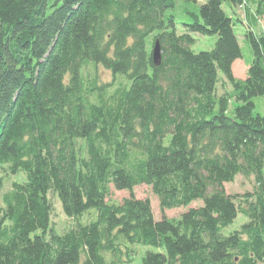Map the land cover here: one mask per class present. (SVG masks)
Wrapping results in <instances>:
<instances>
[{
  "label": "trees",
  "instance_id": "1",
  "mask_svg": "<svg viewBox=\"0 0 264 264\" xmlns=\"http://www.w3.org/2000/svg\"><path fill=\"white\" fill-rule=\"evenodd\" d=\"M0 0V264H264V0ZM251 1V0H250ZM232 13L245 10L253 59ZM255 5V11L251 8ZM192 34L216 35L194 52ZM160 45L155 65L152 49ZM112 79L104 81L98 67ZM231 89L218 94V84ZM237 175L254 189L228 194ZM147 185L148 198L109 199ZM49 192L73 227L50 225ZM238 213L239 229L224 233Z\"/></svg>",
  "mask_w": 264,
  "mask_h": 264
},
{
  "label": "rangeland",
  "instance_id": "2",
  "mask_svg": "<svg viewBox=\"0 0 264 264\" xmlns=\"http://www.w3.org/2000/svg\"><path fill=\"white\" fill-rule=\"evenodd\" d=\"M196 3H189V2H182L177 1L176 5L173 9H169L166 12V15H174L175 20V29L177 33H183L185 30V27L183 26V23L186 22V16L184 14V8L185 7H194L195 9H198L203 3H205L206 0H196ZM249 5H252V0H248ZM251 11H255V5L252 6ZM225 13L228 16H231L234 20V33L238 39V43L241 48L242 58L236 60L233 63L232 70L233 74L236 78L244 79L246 77V71H247V64L251 62L253 59V54L251 47L248 43V41L245 38L246 31L248 29L247 21L245 19V10L243 8L237 9L236 13H232L230 8L227 7V5L223 6ZM258 25L253 28L255 32L263 33L264 31V17H259L258 19ZM194 38V43L192 45V50L194 52L199 51H209L213 49L215 46V42L217 39L216 35H201V34H192ZM98 72L100 73L101 78L104 81H110L112 79L111 73L103 68L102 66L98 67ZM231 86L228 84L224 85L223 81L218 84L217 92L218 94L224 93L226 90H230ZM255 107L254 112L255 113H264V96H258L253 99ZM3 172L0 171V177H2ZM13 176L7 177L3 180V185L0 190V194L3 190H6L9 188V185H11ZM224 188L228 194L231 195H241L246 192H252L254 189V180L253 178H245L241 175H237L233 182L224 184ZM133 195L135 198L138 199H144L148 198L151 202L152 210L154 213V216L156 219L161 218V216H165L167 218H177L179 215L191 207L199 206L201 201H194L192 202L188 207H182V208H176L171 210H164L161 211L159 208V204L157 201V198L154 196V194L151 191V188L147 185H139L132 189V191L128 190H116L114 188H111L110 197L109 199L113 202H122L123 199L130 197ZM48 199L51 204V218H50V225L53 227L54 231L58 234H61L62 232L70 229L74 225V221L67 218L61 208V204L58 200V198L49 192ZM247 217L243 216L241 213H238L237 217L234 219V221L229 224L224 229L225 234H229L230 232L239 229L245 222H247ZM136 249V254L132 256L131 262L127 264H141V259L145 255L147 251H158L159 249H156L152 246H143V245H137L134 247Z\"/></svg>",
  "mask_w": 264,
  "mask_h": 264
},
{
  "label": "water",
  "instance_id": "3",
  "mask_svg": "<svg viewBox=\"0 0 264 264\" xmlns=\"http://www.w3.org/2000/svg\"><path fill=\"white\" fill-rule=\"evenodd\" d=\"M152 57H153L154 64L158 65L159 61H160V45H159L158 41H156L154 46H153Z\"/></svg>",
  "mask_w": 264,
  "mask_h": 264
}]
</instances>
